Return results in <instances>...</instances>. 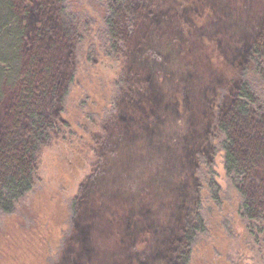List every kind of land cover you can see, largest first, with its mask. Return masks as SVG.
<instances>
[{
    "label": "rangeland",
    "instance_id": "rangeland-1",
    "mask_svg": "<svg viewBox=\"0 0 264 264\" xmlns=\"http://www.w3.org/2000/svg\"><path fill=\"white\" fill-rule=\"evenodd\" d=\"M41 1L48 2V0H26L27 13L25 14V11L21 14L25 23V33L29 38L41 26L42 29L56 27V19L51 12L55 0H49V10L45 6L41 9L39 5ZM151 1L149 11L157 14V10H160L178 20L186 7H194L190 4L196 3L204 9L201 14L199 12V15L194 17L198 27L212 20L217 22L218 19H222L223 24L229 27L224 29L222 35L217 33L221 39L227 32L237 33V27L243 23L240 22L241 19L245 21H248L249 17L254 21L260 19L263 15L261 7L264 2V0H156L152 4ZM205 1L207 6L202 5ZM252 1H255V4L249 10ZM106 7L105 0L71 1V12L78 20L76 30L79 37L75 35L76 38L67 42V46L70 47L69 43L73 46L71 50L63 52L62 62L66 64L63 63L59 70L54 71L56 79L51 83V99L47 103V114L61 117L69 123V126L65 128L59 125L52 131L49 140L39 146L38 151L37 145L34 147L32 188L15 203L11 212L0 211V264H60L64 251L63 243L76 231L70 223L71 203L80 194L82 195L85 186L91 180H96V183L103 181L102 187L113 188L118 195H124L125 200H130L129 202L134 203V199L138 198L135 206L140 222L148 215L151 206L155 203L154 199L158 201L166 197L163 202L167 201L173 209H179V216L176 218L172 232L169 229L163 233L165 237L172 235L174 246L175 227L182 223L183 210H187L188 215V211L192 210L195 200L198 199L196 198L198 185L197 188L195 185L190 187L194 184L192 177L196 173V168L202 183V215L206 223V232L198 235L192 247L189 264H264V232L260 231L256 222H251V230H249L248 221L241 217L240 196L227 176L222 149L216 147L215 153L213 149L212 151L206 149L204 152L199 149L194 155H204L207 164L200 163L197 167L198 161L188 162L185 165V172H181L179 164L176 165L178 158L175 153L178 156L183 152L181 145L178 148L177 144L181 142L185 147V144L191 140V128L195 121L193 105L199 104L202 99L199 94L186 95L185 100L189 102L185 107L186 116H177L174 111L176 106L171 103L172 93L169 92V88L187 73L186 59L191 60L192 44L196 41V38L188 33H183L187 47L181 53L179 49L169 51L171 64L166 65V69L169 70L168 78L161 72L162 68H165L162 62H160L161 68L155 72L154 82L159 88L153 86L156 93L153 101L160 105L165 99L168 103L167 109L161 115L157 131L146 130L147 134H145L143 129H147L148 123L139 116L141 120L136 123L138 125H133L137 129L131 136L133 137L131 143L127 141V133L130 129L127 132L124 125L119 123L120 127L116 129L114 135L113 155L110 151L108 161L102 163L103 169L96 172L95 169L101 162V152L107 141L105 139L111 130L112 118L116 116V109L120 103L118 83L119 80L125 82L127 72L125 54L119 51L112 53L101 39ZM159 21L160 27L165 29L166 23L162 19ZM251 24L246 25V30H249L247 27ZM180 31L182 32V29ZM156 37L153 46H157L159 44L157 39L161 38L160 34ZM25 38V42H28V38ZM202 41L205 53H209L213 65L229 79L231 67L225 61L222 51L217 50L215 40L206 38ZM169 42H171L170 38L165 43ZM25 47L29 48L30 45H23L24 52ZM45 60L44 57L37 59V72L33 69L31 71L23 58L21 65L36 77L40 72V65H44ZM68 63L70 68L67 67ZM67 71L69 74L73 73L71 82H68L70 77L68 78ZM142 72L144 75L148 74ZM17 88L13 84L0 83V142L5 132L7 133V128L12 125L11 108L15 104ZM62 89L64 92L67 90V94L62 102L63 110L60 111L61 105L59 109L58 104ZM184 89L185 85L180 89L182 100ZM179 96L181 97L180 94ZM222 103L224 104L225 101ZM179 114L181 115V109ZM21 119H24V116ZM122 119H125L123 114L120 116V121ZM200 126L202 131L194 132L192 145L198 134L202 133L200 139L205 134L206 128L204 130L201 124ZM161 140H164L165 144ZM213 143L215 146L218 145V141L213 140ZM167 144L170 151L164 146ZM209 179L211 181L208 182ZM252 181L253 179L250 180ZM259 186L257 181H254L249 187V192L257 193ZM143 188L146 190L144 191ZM110 191L104 188L106 196ZM172 210L166 208L164 213L170 216ZM146 221L152 227L154 236L159 237L162 231L159 233L161 229L158 222ZM131 228L126 238L120 228L118 230L117 227L114 228L111 234L105 233L104 230L106 235L103 234L100 238L99 256L92 259V264H103L104 257L109 251L104 248L107 239L109 242L111 239L115 241L117 239L118 252L122 259L135 258L132 264H155V262L159 264L165 257L166 261L167 256L170 263H174L176 249L173 248L165 253L160 248L161 245L155 244L152 234L148 231Z\"/></svg>",
    "mask_w": 264,
    "mask_h": 264
},
{
    "label": "trees",
    "instance_id": "trees-1",
    "mask_svg": "<svg viewBox=\"0 0 264 264\" xmlns=\"http://www.w3.org/2000/svg\"><path fill=\"white\" fill-rule=\"evenodd\" d=\"M71 1L55 0L51 12L54 13L56 27L42 29L39 25L40 28L29 38L25 33V23L21 15L25 11V14L27 13L26 0H0V83L5 82L18 87L15 104L11 108L12 125L7 128V133L5 132L0 142V211L2 212H11L15 203L33 186L34 147L37 145L38 151L39 146L49 140L50 134L59 125L65 128L69 126V123L61 117L47 114V103L51 99V83L56 79L54 71L59 70L63 63L66 64L62 62L63 52L71 50L73 46L71 43H69L70 47L67 46V42H71L75 35L79 37L76 30L78 20L71 12ZM105 1L107 7L103 17L101 39L112 53L119 51L125 54L127 72L125 82L119 80L118 83L120 103L116 109V116L112 118L111 130L105 139L107 141L101 152V162L97 165L96 172L103 169L102 163L108 161L110 151L113 155L114 135L116 129L120 127L119 123L124 125L127 132L130 129L127 133V141L131 143L133 138L131 136L137 129L133 125H138L136 123L141 120L140 117L148 123L147 129H143L145 134H147L146 130L157 131L161 115L167 109L168 103L165 99L160 105L153 101L156 94L153 86L159 88L154 82L155 72L161 68L160 62H162L165 68H162L161 72L168 78L169 70L166 69V65L171 64L169 51L179 49L181 53L187 47L183 33H188L196 38V41L192 44L191 60L186 59L187 73L169 88V92L172 93L171 103L176 106L174 111L177 116H186L185 107L189 104L185 100L186 95L199 94L202 97L201 101L193 105L195 121L191 128L192 138L196 130L202 131L200 124L204 130L206 128V131L201 139L202 133L198 134L193 145L192 138L185 147L181 142L177 144L178 148L181 145L183 152L178 156L175 153L178 158L176 165L179 164L181 172H185V165L188 162L198 161L197 167L200 163L207 164L204 155L194 154L199 149L202 152L213 149L215 153L216 147H220L224 152L227 176L240 196L241 217L248 221L249 230H251V222H256L260 231L264 232V2L261 7L263 15L260 19L255 21L250 17L248 21L241 19L240 22L243 23L237 27V33L227 32L221 39L218 34L222 35L224 29L229 27L223 24L222 19H218L217 22L212 20L198 27L194 17L199 15V12L201 14L204 9L196 3L190 4L194 7H186L178 20L160 10H157L158 15L149 11L151 0ZM142 1L146 3L143 4ZM152 1V4L156 2V0ZM44 3L45 1L39 3L41 9L45 6L49 10V0ZM254 4L255 1H252L249 10ZM202 5L207 6V2ZM160 19L166 23L165 29L160 27ZM249 23L252 24L247 27L249 30H246V25ZM157 34H160L161 38L157 39L159 44L153 46ZM204 36L213 38L217 50L222 51L225 61L231 67L229 79L213 65L209 53H205L202 41L206 39ZM25 37L28 38V42H25ZM168 38L171 42L166 44ZM25 44L30 47H25L24 52ZM40 57L46 60L43 62L44 65L41 64L39 67L40 74L34 77L31 71L33 69L37 72V59ZM22 58L30 72L22 67ZM67 67L70 68V63ZM142 71L148 74L144 75ZM69 77L68 82H71L73 73H68ZM184 85L182 100L180 89ZM53 89L55 90V86ZM66 91L60 95L58 104L59 109L61 105L60 111L63 110L62 102L67 94ZM222 101L225 103L223 104ZM122 114L125 119L120 121ZM22 116L24 119H21ZM163 135L167 137L165 133ZM213 140L218 141V145L215 146ZM161 141L165 144L164 140ZM164 146L170 151L168 144ZM197 170L196 168V173L192 177L194 184L190 187L195 185L197 188L198 185V196L196 195L198 199L195 200L192 210L188 211V215L187 210H183L182 223L175 227L174 246L172 235L165 237L163 233L169 229L172 232L176 218L179 216V209H173L167 201L163 202L166 197L158 201L154 199L155 203L151 206L148 215L140 222L135 206L138 198L134 199V203L129 202L130 200H125L124 195H118L113 188L102 187L103 181L98 183L96 180L89 181L82 195L80 194L71 203L70 223L76 231L63 243L64 251L60 264H92V259L99 256L98 246L101 244L100 238L104 230L105 233L111 234L116 227L117 230L120 228L125 238L128 230H132L131 227L148 231L152 234L155 244L161 245L160 248L165 253L173 248L176 249L173 264H189L192 247L198 235L206 232V223L202 215V183ZM252 179L253 181L250 182ZM254 181L260 185L257 193L249 192V187ZM104 188L111 190L107 196ZM180 193L184 198L181 189ZM166 208L173 209L170 216L164 213ZM146 220L151 223L158 222L161 229L159 233L162 231L159 237L154 236L152 227ZM106 243L104 248L109 251L104 257L103 264L133 263L135 258L122 259L118 252L117 239L116 241L111 239V242L107 239ZM165 259L166 257L159 264H171L169 256L166 261Z\"/></svg>",
    "mask_w": 264,
    "mask_h": 264
}]
</instances>
